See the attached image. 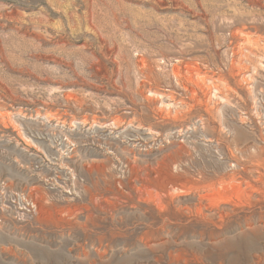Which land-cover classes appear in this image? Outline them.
<instances>
[{
  "label": "rangeland",
  "instance_id": "1",
  "mask_svg": "<svg viewBox=\"0 0 264 264\" xmlns=\"http://www.w3.org/2000/svg\"><path fill=\"white\" fill-rule=\"evenodd\" d=\"M0 264H264V0H0Z\"/></svg>",
  "mask_w": 264,
  "mask_h": 264
},
{
  "label": "built area",
  "instance_id": "2",
  "mask_svg": "<svg viewBox=\"0 0 264 264\" xmlns=\"http://www.w3.org/2000/svg\"><path fill=\"white\" fill-rule=\"evenodd\" d=\"M33 209H34V204H33Z\"/></svg>",
  "mask_w": 264,
  "mask_h": 264
}]
</instances>
